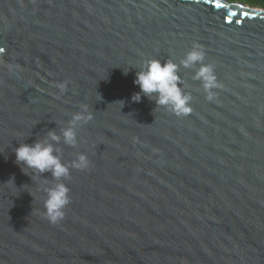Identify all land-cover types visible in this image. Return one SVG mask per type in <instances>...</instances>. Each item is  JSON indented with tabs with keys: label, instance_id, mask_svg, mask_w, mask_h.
<instances>
[{
	"label": "water",
	"instance_id": "95a60500",
	"mask_svg": "<svg viewBox=\"0 0 264 264\" xmlns=\"http://www.w3.org/2000/svg\"><path fill=\"white\" fill-rule=\"evenodd\" d=\"M194 47L204 59L184 68ZM153 59L178 65L189 114L133 102ZM202 65L212 99L194 78ZM77 114L91 119L70 146L62 130ZM49 132L69 166L61 180L15 163L19 144ZM81 154L88 167H71ZM56 183L70 202L53 224ZM0 264H264V10L0 0Z\"/></svg>",
	"mask_w": 264,
	"mask_h": 264
},
{
	"label": "clouds",
	"instance_id": "9594fccd",
	"mask_svg": "<svg viewBox=\"0 0 264 264\" xmlns=\"http://www.w3.org/2000/svg\"><path fill=\"white\" fill-rule=\"evenodd\" d=\"M204 53L194 47L181 61L184 68H191L202 62ZM125 74H127L125 72ZM200 80L203 88L208 92V99H212L211 89L218 87L211 66H201L194 77ZM178 76V65L171 60L161 62L159 60L148 61L139 71L136 72L134 84L140 91L132 96L133 102H140L142 96L151 99L156 98L157 106L170 109L177 116H184L191 112L190 101L192 97L186 94L180 86ZM121 103H123L121 101ZM91 116L84 117L80 114L73 116L68 127L62 130L63 141L67 145L76 143L77 124L84 120H90ZM61 136L55 132H49L48 138L32 144L21 143L14 149L15 163L25 169L34 170L36 173H51L55 180H61L70 175L69 166L65 165L57 154L58 149L53 142H59ZM89 165L87 157L83 154L72 162L71 167L84 169ZM46 200L44 202L46 218L53 224L64 218V209L69 204V189L63 183H56L51 188H46Z\"/></svg>",
	"mask_w": 264,
	"mask_h": 264
},
{
	"label": "trees",
	"instance_id": "16d2710c",
	"mask_svg": "<svg viewBox=\"0 0 264 264\" xmlns=\"http://www.w3.org/2000/svg\"><path fill=\"white\" fill-rule=\"evenodd\" d=\"M229 3L242 4L256 9L264 10V0H225Z\"/></svg>",
	"mask_w": 264,
	"mask_h": 264
}]
</instances>
